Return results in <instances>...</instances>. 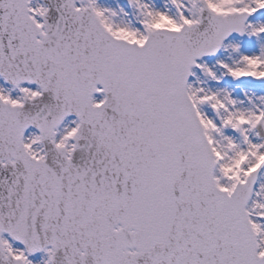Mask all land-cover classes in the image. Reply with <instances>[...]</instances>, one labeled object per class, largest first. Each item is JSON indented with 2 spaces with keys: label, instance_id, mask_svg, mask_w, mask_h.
Segmentation results:
<instances>
[{
  "label": "snow or ice",
  "instance_id": "1",
  "mask_svg": "<svg viewBox=\"0 0 264 264\" xmlns=\"http://www.w3.org/2000/svg\"><path fill=\"white\" fill-rule=\"evenodd\" d=\"M0 264H264V0H0Z\"/></svg>",
  "mask_w": 264,
  "mask_h": 264
}]
</instances>
